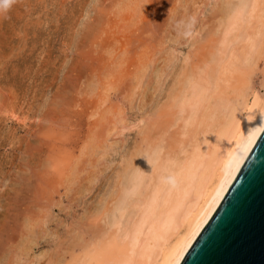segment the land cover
Segmentation results:
<instances>
[{"label":"rangeland","instance_id":"obj_1","mask_svg":"<svg viewBox=\"0 0 264 264\" xmlns=\"http://www.w3.org/2000/svg\"><path fill=\"white\" fill-rule=\"evenodd\" d=\"M222 2L14 0L0 11V264H51L73 229L104 227L100 196L206 59Z\"/></svg>","mask_w":264,"mask_h":264},{"label":"bare ground","instance_id":"obj_2","mask_svg":"<svg viewBox=\"0 0 264 264\" xmlns=\"http://www.w3.org/2000/svg\"><path fill=\"white\" fill-rule=\"evenodd\" d=\"M222 3L206 59L184 71L100 196L104 227L73 229L51 264H178L213 212L264 124V0Z\"/></svg>","mask_w":264,"mask_h":264},{"label":"water","instance_id":"obj_3","mask_svg":"<svg viewBox=\"0 0 264 264\" xmlns=\"http://www.w3.org/2000/svg\"><path fill=\"white\" fill-rule=\"evenodd\" d=\"M178 264H264V124Z\"/></svg>","mask_w":264,"mask_h":264},{"label":"clouds","instance_id":"obj_4","mask_svg":"<svg viewBox=\"0 0 264 264\" xmlns=\"http://www.w3.org/2000/svg\"><path fill=\"white\" fill-rule=\"evenodd\" d=\"M14 3V0H0V11H6Z\"/></svg>","mask_w":264,"mask_h":264}]
</instances>
